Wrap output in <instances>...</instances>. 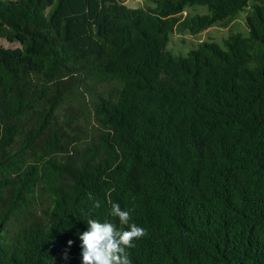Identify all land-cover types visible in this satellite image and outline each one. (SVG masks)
Here are the masks:
<instances>
[{"label": "trees", "instance_id": "trees-1", "mask_svg": "<svg viewBox=\"0 0 264 264\" xmlns=\"http://www.w3.org/2000/svg\"><path fill=\"white\" fill-rule=\"evenodd\" d=\"M149 1L0 0V264H82L113 203L132 264H264V0L184 55L249 0Z\"/></svg>", "mask_w": 264, "mask_h": 264}, {"label": "clouds", "instance_id": "clouds-1", "mask_svg": "<svg viewBox=\"0 0 264 264\" xmlns=\"http://www.w3.org/2000/svg\"><path fill=\"white\" fill-rule=\"evenodd\" d=\"M93 206L99 208V201ZM111 215L118 218L121 225H126L127 230L122 231L111 222L87 219V231L79 233L82 264H132L128 249L134 248L135 241L144 237L146 231L135 223H129L131 210H121L119 204H112ZM68 244L71 245L72 241Z\"/></svg>", "mask_w": 264, "mask_h": 264}, {"label": "rangeland", "instance_id": "rangeland-1", "mask_svg": "<svg viewBox=\"0 0 264 264\" xmlns=\"http://www.w3.org/2000/svg\"><path fill=\"white\" fill-rule=\"evenodd\" d=\"M128 7H153L154 3L149 0H122ZM256 0H249L246 10L238 13L235 18L227 26L213 25L203 30L193 32L190 27L175 28L173 32L169 33V39L167 42V49L176 55H184L193 47H196L201 41H215L222 45L224 38L229 34L235 32L247 33V27L245 23V16L249 13L250 6L255 3ZM207 10L205 7H186L182 12L181 18H189L194 14L205 13ZM0 45L9 46L3 39L0 40ZM15 44H10L14 46Z\"/></svg>", "mask_w": 264, "mask_h": 264}]
</instances>
